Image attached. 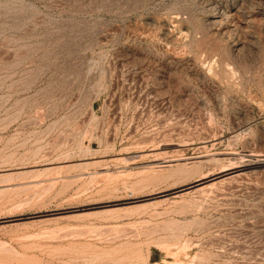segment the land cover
Returning <instances> with one entry per match:
<instances>
[{"label": "rangeland", "instance_id": "rangeland-1", "mask_svg": "<svg viewBox=\"0 0 264 264\" xmlns=\"http://www.w3.org/2000/svg\"><path fill=\"white\" fill-rule=\"evenodd\" d=\"M0 264H264V0H0Z\"/></svg>", "mask_w": 264, "mask_h": 264}]
</instances>
